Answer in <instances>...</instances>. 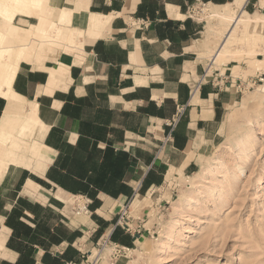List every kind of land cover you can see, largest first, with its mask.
Segmentation results:
<instances>
[{"label": "crops", "instance_id": "crops-1", "mask_svg": "<svg viewBox=\"0 0 264 264\" xmlns=\"http://www.w3.org/2000/svg\"><path fill=\"white\" fill-rule=\"evenodd\" d=\"M236 1L241 17L264 7L262 0H42L43 41L23 40L39 18L16 14L12 99L0 96V131L16 136L30 127L19 139L36 158L0 167V264L78 262L103 237L117 240L125 207L192 166L190 155L216 137L236 102L238 81L230 61L214 66L228 52L216 58L226 24L209 26L188 10L220 13ZM60 10L70 12L65 28ZM64 29L75 33L51 38ZM23 42L38 45L30 53ZM14 103L25 112L8 113ZM178 108L184 114L168 137ZM79 196L86 215L70 205Z\"/></svg>", "mask_w": 264, "mask_h": 264}, {"label": "rangeland", "instance_id": "rangeland-1", "mask_svg": "<svg viewBox=\"0 0 264 264\" xmlns=\"http://www.w3.org/2000/svg\"><path fill=\"white\" fill-rule=\"evenodd\" d=\"M208 9L199 7L193 19L216 25V20L205 18ZM30 13L42 16V0L38 10ZM58 13H65L61 21L65 28L70 12ZM251 17L256 23L246 30L238 26L228 52L214 63L220 69L230 61L235 66L233 83L238 81L237 89L233 87L237 100L227 110L216 137L190 155L188 170L180 175L169 172L172 176L162 186L127 209L124 220L118 216L121 235L116 241L103 237L73 263L264 264V7ZM30 42L21 44L24 51L30 52ZM37 45L33 44L32 52ZM12 47L0 58L2 64L16 56ZM204 168L208 171L202 175Z\"/></svg>", "mask_w": 264, "mask_h": 264}, {"label": "bare ground", "instance_id": "bare-ground-1", "mask_svg": "<svg viewBox=\"0 0 264 264\" xmlns=\"http://www.w3.org/2000/svg\"><path fill=\"white\" fill-rule=\"evenodd\" d=\"M40 2L41 0H0V58H4L7 51L11 50L13 48L12 46H16V43H14L12 40H17L21 33V31L17 30L12 25V21L16 14H29L30 10L32 9L38 10ZM240 6L241 2L236 1L234 8L226 6L220 13L216 12L212 8L206 11V18L208 20H216L218 24H226L227 33L224 36L223 44L216 58L224 54L228 43L230 42L231 38H233L232 34L238 26L243 25L244 29L246 30L250 23H256L254 18L248 16L245 13L243 14V17L236 14L238 9H240ZM202 14H205V11ZM38 18L39 23L35 27V31H25V34H27L25 36L26 39H28L31 35H33L34 39H49V37L43 35L47 30V27H49L48 21L44 17ZM51 36L53 39L59 37L67 38L70 37L71 34L68 33V29H64L63 31H56ZM15 69V64H2L0 61V96L11 98V85L15 76ZM24 112L25 109L20 104L16 103H14V105L8 109V113L11 114L20 115ZM29 118L31 121H33L31 116H29ZM32 124L34 128V123L32 122ZM25 131V125H21L19 127L16 136L8 134L6 135L5 132L0 131V167L5 163L27 166L28 161L36 158V152L33 147L24 144V142L19 139L24 135ZM206 170L207 168H204L201 174L205 175ZM90 257H92V254Z\"/></svg>", "mask_w": 264, "mask_h": 264}, {"label": "built area", "instance_id": "built-area-1", "mask_svg": "<svg viewBox=\"0 0 264 264\" xmlns=\"http://www.w3.org/2000/svg\"><path fill=\"white\" fill-rule=\"evenodd\" d=\"M200 7H204V6H200ZM199 8H191L188 10V16L190 18H193V16H195V10H197ZM183 109L182 108H178L177 112L175 114V116L166 123V126L169 128V133H168V137L171 136L178 120L180 119L181 115H182ZM127 212V207H125L121 212H120V220H124V216ZM73 213L75 215H86L88 213V202L83 198V197H76L74 199L73 202ZM120 224V221L118 222ZM86 262H82L81 264H85ZM65 264H75L73 262H67Z\"/></svg>", "mask_w": 264, "mask_h": 264}]
</instances>
